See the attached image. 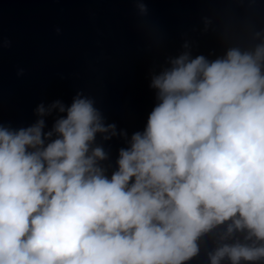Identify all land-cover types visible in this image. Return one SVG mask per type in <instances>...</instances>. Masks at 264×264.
Returning <instances> with one entry per match:
<instances>
[{"label": "clouds", "instance_id": "1", "mask_svg": "<svg viewBox=\"0 0 264 264\" xmlns=\"http://www.w3.org/2000/svg\"><path fill=\"white\" fill-rule=\"evenodd\" d=\"M149 87L130 138L80 93L27 127L0 123V264H188L220 226L209 264H264V39L184 52ZM98 134L126 138L110 175Z\"/></svg>", "mask_w": 264, "mask_h": 264}, {"label": "water", "instance_id": "2", "mask_svg": "<svg viewBox=\"0 0 264 264\" xmlns=\"http://www.w3.org/2000/svg\"><path fill=\"white\" fill-rule=\"evenodd\" d=\"M262 39L264 0H0V123L27 127L37 105H70L80 93L130 138L146 125L156 104L151 78L169 59L188 52L213 60ZM56 116L44 118L45 130ZM96 144L110 175L126 138L98 134ZM223 230L203 236L188 264H209Z\"/></svg>", "mask_w": 264, "mask_h": 264}]
</instances>
